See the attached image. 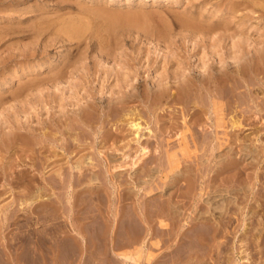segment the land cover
<instances>
[{"label":"rangeland","instance_id":"1","mask_svg":"<svg viewBox=\"0 0 264 264\" xmlns=\"http://www.w3.org/2000/svg\"><path fill=\"white\" fill-rule=\"evenodd\" d=\"M66 23L83 36L57 35ZM263 51L264 0H0V224L29 225L0 227V264H264ZM207 97L229 102L224 125ZM230 136L232 150L212 148Z\"/></svg>","mask_w":264,"mask_h":264},{"label":"bare ground","instance_id":"2","mask_svg":"<svg viewBox=\"0 0 264 264\" xmlns=\"http://www.w3.org/2000/svg\"><path fill=\"white\" fill-rule=\"evenodd\" d=\"M92 12H94V11H91V13H92ZM85 13H86V12H85ZM88 13H89V12H88ZM95 13H96V12H95ZM98 13H99V12H98ZM98 13H97V14H98ZM101 14H102V13H101ZM104 14H106V13H104ZM82 15H83V14H82ZM106 15H107V14H106ZM106 15H105V16H106ZM91 16H92V15H91ZM93 16H94V15H93ZM95 16H96V15H95ZM101 16H102V15H101ZM97 17H98V16H97ZM106 17H107V16H106ZM132 17H133V16H132ZM135 17H136V16H135ZM99 18H100V17H99ZM108 18H110V17H108ZM114 18H115V17H114ZM123 18H125V17H123ZM126 18H127V17H126ZM71 19H72V20H71ZM71 19H70V21H73V18H71ZM74 19H77V18H74ZM86 19H87V18H86ZM96 19H97V18H96ZM52 20H53V19H52ZM61 20H62V19H61ZM80 20H81V18L79 19V21H80ZM89 20H90V19H89ZM93 20H94V19H93ZM127 20H128V19H127ZM49 21H51V20H49ZM63 21H64V19H63ZM68 21H69V20H68ZM75 21H76V20H75ZM86 21L88 22V20H86ZM98 21L100 22V20H98ZM117 21H118V20H117ZM121 21H122V19H121ZM132 21H133V20H132ZM44 22H46V21H44ZM66 22H67V21H66ZM87 22H86V23H87ZM115 22H116V21H115ZM122 22L124 23V21H122ZM126 22H127V21L125 20V23H126ZM137 22H139V21L137 20ZM164 22H165V21H164ZM187 22H189V21H187ZM195 22H196V21H195ZM51 23H53V21H52ZM93 23H94V22H92V25H93ZM112 23L114 24V22H112ZM123 23H122V24H123ZM39 24H40V23H38V25H39ZM41 24H42V23H41ZM54 24H55V23H54ZM56 24H57V23H56ZM63 24L65 25L64 22H63ZM63 24H62V25H63ZM90 24H91V23H90ZM120 24H121V23H120ZM122 24H121L120 26H122ZM127 24H128V23H127ZM185 24H186V23H185ZM47 25H48V24H47ZM57 25H59V24H57ZM66 25H67V23H66ZM79 25H80V24H77V23H74V24L71 23V24L67 25L66 27L63 26L62 29L59 28V26H58V28H59L60 30H59L58 28H56V29L58 30V32H56V33H58L57 35H59L60 37H61V35L63 36V34H64V35H65L64 37H66V38L69 39V40H70V39H76V38H78V37L83 33V32H81L82 27H80ZM83 25H84V24H83ZM92 25L89 26V27L91 28ZM106 25H107V24H106ZM111 25H112V24H111ZM40 26H42V25H40ZM44 26H46V25L44 24ZM100 26H101V24H100ZM129 26H130V25H129ZM42 27H43V26H42ZM47 27H48V26H47ZM52 27H53V26H52ZM54 27H55V26H54ZM85 27H86V26H85ZM93 27H94V25H93ZM95 27H96V25H95ZM95 27H94V29H95ZM114 27H115V26H114ZM118 27H119V24H118ZM39 28H40V27H39ZM99 28H100V27H99ZM46 29H47V28H46ZM51 29H53V28H51ZM85 29H87V28H85ZM92 29H93V28H92ZM104 29H105V27H104ZM107 29H108V28H107ZM113 29H114V28H113ZM198 29H199V28H198ZM87 30H88V29H87ZM95 30H96V29H95ZM97 30H98V29H97ZM97 30H96V31H97ZM52 31H53V30H51V32H52ZM55 31H56V30H55ZM84 31H85V30H84ZM90 31H91V30H90ZM106 31H108V30H106ZM87 32H88V31H87ZM91 32H92V31H91ZM93 32H94V31H93ZM93 32H92V33H93ZM111 32H112V31H111ZM113 32H114V31H113ZM39 33H40V32H39ZM54 33H55V32H54ZM92 33H91V34H92ZM98 33H99V32H98ZM87 34H88V33H87ZM50 35H51V33H50ZM88 35H89V34H88ZM92 35H93V34H92ZM81 36H83V35H81ZM81 36H80V37H81ZM93 36H94V35H93ZM98 36H99V34H98ZM64 37H62V39H63ZM93 38H94V37H93ZM67 39H66V40H67ZM78 39H79V38H78ZM80 39H81V38H80ZM97 39H99V38H97ZM102 40H103V39H102ZM236 40H237V39H236ZM112 41H113V40H112ZM99 42H100V41H99ZM101 45H102V44H101ZM231 47H232V46H231ZM261 48H262V47H261ZM244 49H245V48H244ZM247 50H248V49H247ZM238 51H239V50H238ZM259 51H260V50H259ZM261 51H262V50H261ZM263 52H264V51H263ZM263 52H260V53H263ZM244 54L246 55V53H244ZM258 54H259V53H258ZM263 54H264V53H263ZM241 55H243V54H241ZM239 56H240V55H239ZM259 56L261 57L262 55L259 54ZM243 57H244V55H243ZM245 57H246V56H245ZM257 58H258V57H257ZM250 59L253 60L251 57H250ZM263 59H264V57H263ZM63 60H64V59H63ZM251 60H250V61H251ZM258 60L260 61V58H259ZM248 61H249V60H248ZM248 61H247V62H248ZM250 61H249V62H250ZM259 61H258V62H259ZM73 62H74V61H73ZM247 62H246V63H247ZM262 62H263V61H262ZM246 63H244V64L246 65ZM252 63H253V62H252ZM236 64H237V62H236ZM236 64H235V65H236ZM244 64H242L241 67H242ZM249 64H250V63H249ZM255 64H256V63H255ZM238 65L240 66V64H238ZM247 65H248V63H247ZM247 65H246V67H247ZM44 66H45V65H44ZM44 66H43V67H44ZM64 66H65V65H64ZM227 66H228V65H227ZM239 66H237L238 68H236V67H234V68H235V69H238L237 72H238L239 74H241V70H243V68H241V67H239ZM43 67H41V68H43ZM232 67H233V66H232ZM232 67H231V68H232ZM262 67H263V66H262ZM37 68H38V67H37ZM209 68H210V67H209ZM223 68H224V66H223ZM231 68H229L230 71H231ZM250 68H251V66H250ZM210 69H213V68H210ZM210 69H206V70L209 71L210 74H213V72L211 73ZM214 69H215V68H214ZM227 69H228V68H227ZM229 69H228V70H229ZM244 69H246V68H244ZM37 70H38V69H37ZM61 70H62V69H61ZM63 70H64V69H63ZM172 70H173V69H172ZM206 70H205V71H206ZM216 70H218V69H216ZM224 70H225V69H224ZM232 70L234 71V69H232ZM235 71H236V70H235ZM179 72H180V71H179ZM179 72H178V73H174V74H175V75L178 74L176 77H179V76H180L179 78H181V76H182L181 74H182V73L180 72V73H181V74H180ZM227 72H228V71H227ZM227 72H226V73H225V71H224V72H223V71H222V72L220 71V72H217V73L215 72L216 74H215L214 77H216L217 79L219 78V79H218V82H219L220 78H221V80H222V79H225L224 77H225V75H227ZM237 72H236V73H237ZM251 72H253V71H251ZM184 73H185V72H184ZM187 73H188V71H187ZM197 73H198L197 76H199V75L202 74V73L204 74V71H202V73L200 72V74H199V72H197ZM205 73H206V72H205ZM236 73H235V74H236ZM253 73H254V72H253ZM261 73H262V72H261ZM57 74H59V73H57ZM57 74L54 75V76H55L54 78H52L53 76L51 75V76H52V77H51V80H52L53 82H54L58 77L61 76V75L58 76ZM190 74L192 75V73H190ZM193 74H194V73H193ZM232 74L234 75V73H232V71H231V75H232ZM205 75H207V74H205ZM205 75L200 76V78L202 77L201 79H203V77H206ZM228 75H229V74H228ZM228 75H227V76H228ZM170 76H171V75H170ZM170 76H169V78H170ZM209 76H210V75H209ZM234 76H235V75H234ZM242 76H244V74H243ZM242 76H241V79L243 78ZM257 76H258V75H257ZM192 77H193V76H192ZM212 77H213V76H212ZM214 77H213L212 80L215 79ZM222 77H223V78H222ZM229 77H230V76H229ZM229 77H228V79H229ZM239 77H240V76H239ZM239 77H237V79H238ZM258 77H259V76H258ZM263 77H264V76H263V74H262V79H264ZM182 78H183V79H182ZM182 78H181L182 80L179 79V81H178V79H175V77H174V80H177V81H178V84H179V85L177 84V86L179 87V86H183V85H185V84H186V86H188V85L190 84V83H189V82H190L189 78H191L190 75L188 76V78H187V77H186V78L182 77ZM197 78H198V77H197ZM206 78H208V77H206ZM206 78H205V79H206ZM255 78H256V77H255ZM259 78L261 79V77H259ZM58 79H59V78H58ZM195 79H196V77H195ZM195 79H194V80H195ZM201 79H200V80L198 79V81H199L200 83H202V82H201ZM205 79H203V80H204L205 83H206V80H205ZM217 79H216V80H217ZM260 79H259V80H260ZM34 80H35V79H34ZM34 80H33V82H34ZM39 80H40V79H39ZM162 80H163V79H162ZM191 80H192V79H191ZM203 80H202V81H203ZM208 80H209V79H207V81H208ZM221 80H220V82H222ZM230 80H231V79H230ZM42 81H43V80H42ZM204 81H203V82H204ZM209 81L211 82V80H209ZM209 81H208L207 83L210 84V86H211V83H212L213 81H212L211 83H210ZM214 81H215V80H214ZM232 81H234V80H232ZM243 81H244V78H243ZM261 81H262V80H261ZM163 82H164V80H163ZM165 82H167V81H165ZM196 82H197V81H196ZM216 82H217V81H216ZM220 82H219V83H220ZM240 82H241V81H239V83H240ZM263 82H264V81H263ZM39 83H40V82H39ZM174 83L176 84V81H175ZM207 83H206V84H207ZM222 83H223V82H222ZM224 83H225V82H224ZM241 83H242V82H241ZM246 83H247V82H246ZM253 83H254V82H253ZM253 83L250 82L251 85H253ZM255 83H256V80H255ZM257 83H258V82H257ZM260 83H261V82H260ZM37 84H38V83H37ZM37 84H36V86H37ZM180 84H181V85H180ZM182 84H183V85H182ZM202 84H203V83H202ZM208 84H207V85H208ZM212 84L214 85V83H212ZM217 84H218V83H217ZM217 84H215V85H217ZM243 84H244V83H243ZM243 84H242V86H241V85H240V86L238 85L239 87H238V86H237V87H234V86H232V85H235V83H234V84H232L231 87H229V88H232V91H233V88L237 90V89H240V87H243V86L245 85V84H244V85H243ZM263 84H264V83H263ZM34 85H35V84H34ZM165 85H166V84H164V86H165ZM204 85H205V84H204ZM213 85H212V88H213ZM225 85L227 86L228 84H225ZM248 85H249V84H247V86H248ZM255 85H256V84H255ZM158 86H159V85H158ZM173 86H174V85H173ZM175 86H176V85H175ZM175 86H174V87H175ZM192 86H193V85H192ZM194 86H195V85H194ZM194 86H193V88H194L193 90L196 91V90H195L196 88H195ZM205 86H206V85H205ZM208 86H209V85H208ZM208 86H207V87H208ZM218 86H219V85H218ZM220 86H221V85H220ZM220 86L217 87V88H220ZM223 86H224V85H223ZM226 86H225V87H226ZM259 86L261 87V85H258V87H259ZM160 87H161V86H160ZM196 87H197L199 90H200L201 88H204V87H200V88H199L198 86H196ZM207 87H206V89H208ZM225 87H224V88H225ZM244 87H245V86H244ZM244 87H243V89H245L247 93H250L251 88L249 87V88H250V91L248 92V91H247V88H244ZM263 87H264V86H263ZM221 88H222V86H221ZM224 88H222V91L224 90ZM252 88H253V86H252ZM162 89H163V86H162ZM162 89L160 88V90H162ZM164 89H166V87H164ZM164 89H163V90H164ZM183 89H184V88H181L180 90H178V92L180 93V91L183 90ZM198 89H197V90H198ZM204 89H205V88H204ZM213 89H214V88H213ZM258 89H259V88H258ZM261 89H262V88H261ZM261 89H260V90H261ZM186 90H187V89H186ZM186 90L182 91V93H183V94L188 93L187 96L189 95L190 92L193 93V90H192V89H191L192 91L188 90V92H185ZM208 90H211V89H208ZM256 90H257V89H256ZM158 91H159V90H158ZM189 91H190V92H189ZM215 91H216V90H215ZM215 91H213V92H215ZM217 91L219 92L218 89H217ZM217 91H216V94H217ZM232 91H231V93H233ZM239 91H240V90H239ZM252 91H255V90L252 89ZM257 91H258V90H257ZM261 91H262V90H261ZM263 91H264V90H263ZM207 92H208V91H207ZM207 92H206V93H207ZM209 92H210V91H209ZM209 92H208V94H209ZM225 92H226V91H224V93H225ZM227 92H228V91H227ZM243 92H244V90H243ZM125 93H126V91H125ZM128 93H131V92H128ZM182 93H181V94H182ZM222 93H223V92H220L219 94H222ZM231 93H230V94H231ZM237 93H238V92H237ZM261 93H262V92H261ZM123 94H124V93H123ZM131 94H132V93H131ZM183 94H182V95H183ZM227 94H228V93H227ZM227 94H226V95H227ZM243 94H244V93H243ZM243 94L240 95V92H239L238 95H240V97H241V96H245V95H243ZM161 95H162V94H161ZM165 95H166V94H165ZM182 95H180V96L183 98ZM192 95H193V97H195L194 94H192ZM192 95H191V96H192ZM228 95H229V94H228ZM231 95H232V94H231ZM234 95H236L235 92H234ZM246 95H247V94H246ZM250 95H251V94H250ZM255 95H256V94H255ZM197 96H198V98H199V95H198V94L196 95V97H197ZM207 96H208V95H207ZM209 96H211V94H210ZM212 96H213V95H212ZM232 96H233V95H232ZM251 96H253V94H252ZM258 96H259V95H258ZM185 97H186V95H184V98H185ZM189 97H190V96H189ZM193 97H192V98H193ZM213 97H214V96H213ZM218 97H220V96L218 95ZM221 97H222V96H221ZM221 97H220L219 99H220L221 101H223L224 98L221 99ZM224 97H225V96H224ZM226 97H228V96H226ZM245 97H246V96H245ZM248 97H249V95L247 96V98H248ZM256 97H257V96H256ZM207 98H208V97H207ZM229 98H230V96H229ZM229 98H227L226 100L228 101ZM236 98H237V96H236ZM251 98L257 99V101H258V99H259V97H258V98H255V96L250 97V100H251V101H250V100H248V101H250V102H252V103L254 102V99H251ZM118 99H119V98H118ZM194 99H195V98H193V100H194ZM196 99H197V98H196ZM196 99H195V100H196ZM208 99H210V98H208ZM208 99H207V100H208ZM216 99H217V98H211V99H210V100H213V108H212L213 110L211 109V107L209 108V110L211 109V110H212L211 112H214V113L216 114V115H215L214 113H212V114H214L215 116H217V118H215L214 115H213L212 117H214L215 122H216V121H217V122H216V123H215V122H211V124H210L209 121H208L207 123H209L210 125H212V124L214 125V124H215V127H220V125L222 124V120H221V119H224L223 116H222V111H224V110H223L222 108L225 109V107H229L230 105L228 106L229 102H227V101L225 100V101L227 102V103H226V106L220 108V107H219L220 103L218 102L219 99H217V102L215 101ZM232 99H233V98H232ZM232 99H229V100H232ZM243 99H244V97H243ZM210 100H209V101H210ZM220 100H219V101H220ZM235 100H239V99H235ZM199 101L201 102L202 100L198 99L197 102L200 103ZM214 101H215V102H214ZM246 101H247V100H246ZM259 101H260V100H259ZM183 102H184V101H183ZM188 102L191 103V102H192V99H191V102H190V101H188ZM193 102H194V101H193ZM232 102H233V100L231 101V103H232ZM241 102L244 104V106L247 104L246 106H248V108L250 109V106L248 105V102H246V104H245L243 101H241ZM241 102H239V104H240ZM119 103H120V102H119ZM201 103H203V102H201ZM201 103H200V104H201ZM206 103H208V102H206ZM211 103H212V102H211ZM224 103H225V102H224ZM224 103H222V104L224 105ZM252 103H251V104H252ZM254 103H256V102H254ZM257 103H258V102H257ZM261 103H262V102H261ZM113 104H115V102H114ZM196 104H197V103H196ZM203 104H205V103H203ZM203 104H202L201 106H202V108H205L206 106L203 105ZM235 104H236V103H234V107H232L233 109L236 107ZM243 104H242L241 106H243ZM258 104H259V103H258ZM93 105H94V104H93ZM184 105H185V104H184ZM208 105H210V104H208ZM208 105H207V106H208ZM231 105H233V104H231ZM237 105H238V104H237ZM252 105H256V104H252ZM252 105H251V106H252ZM261 105H262V104H261ZM164 106H165V105H164ZM190 106H191V105H190ZM194 106H195V104H194ZM196 106H198V105H196ZM196 106H195V108H199V106H198V107H196ZM204 106H205V107H204ZM211 106H212V105H211ZM220 106H221V105H220ZM241 106L239 105V109H240ZM257 106H258V105H257ZM257 106H256V108H257ZM75 107H76V106H75ZM254 107H255V106H254ZM182 108H183V107H182ZM182 108H181V109H182ZM184 108H185V107H184ZM191 108H192V107H191ZM230 108H231V107H230ZM237 108H238V107H237ZM244 108H245V107H244ZM258 108H260V106H259ZM205 109H206V108H205ZM205 109H203V110L206 112L207 109H206V110H205ZM226 109H227V108H226ZM228 109H229V108H228ZM233 109H232V110H233ZM245 109H246V108H245ZM245 109H244V110H245ZM249 109H248L249 112L252 111V112H254V113H255V112L257 113V110H258V109H256V111H255L253 108H252L253 110H249ZM203 110H201V108H200V109H199V113H201V111H203ZM209 110H208V111H209ZM237 110H238V109H236V110L234 109V111H237ZM242 110H243V108H242ZM244 110H243V111H244ZM261 111H263V109H262ZM184 112H186V111H184ZM197 112H198V111H197ZM209 112H210V111H209ZM202 113H203V112H202ZM218 113H219V116H218ZM227 113L229 114V111H228ZM233 113H234V112H233ZM189 114H190V113H189ZM192 114H195V113L192 112ZM192 114H191V115H192ZM203 114H204V113H203ZM212 114L210 113V115H212ZM230 114H231V113H230ZM230 114H229V115H230ZM184 115H185V114H184ZM208 115H209V114H208ZM208 115L206 114V117H208ZM226 115H227V114H225V116H226ZM240 115H241V114H240ZM196 116H197V113H196ZM196 116L194 115V116H192V117L194 118V117H196ZM220 116H222V117H220ZM225 116H224V117H225ZM255 116H256V115H255ZM13 117H14V116H13ZM192 117H191V119H192ZM199 117H200V116H199ZM199 117H198V119H197V117H196L195 119L198 121V120L200 119ZM226 117H227V116H226ZM208 118H209V117H208ZM208 118H207V120H208ZM210 118H211V116H210ZM211 119H212V118H211ZM211 119H210V121L213 120V119H212V120H211ZM103 120H104V119H103ZM184 120H185V118H184ZM184 120H183V121H184ZM207 120H205V121H207ZM8 121H9V120H8ZM183 121H182V122H183ZM191 121H192V120H191ZM191 121H190V122H191ZM201 121H202V120H201ZM220 121H221V122H220ZM228 121L231 123L230 120H228ZM252 121H253V120H252ZM50 122H51V121H50ZM132 122H133V120H132ZM184 122H185V123H182L183 126H184V124L186 125V124L188 123V122L186 123V120H185ZM195 122H196V121H195ZM195 122H192V124H194ZM199 122H200V121H199ZM224 122H225V121H224ZM224 122H223V123H224ZM229 122L226 121V123H229ZM254 123H255V122H254ZM179 124H180V123H179ZM192 124H191V126H192ZM196 124L199 125L198 122H196ZM231 124H232V123H231ZM231 124H230V125H231ZM233 124H234V123H233ZM238 124H240V123H238ZM262 124H263V123H262ZM25 125H26V124H25ZM134 125H136V128L139 127V126H138V123H135ZM187 125H188V124H187ZM187 125H186L187 129L185 128L186 131L190 130V128H191V126H187ZM189 125H190V124H189ZM216 125H217V126H216ZM222 125H224V124H222ZM222 125H221V126H222ZM230 125H229V127H230ZM178 126H179V125H178ZM208 126H209V125H208ZM227 126H228V125H227ZM227 126H223V128H224V127H227ZM28 127H29V126H28ZM155 127H156V126H155ZM195 127H196V126H195ZM212 127L214 128V126H212ZM212 127H210V128H212ZM234 127H235V126H234ZM234 127H232V128H234ZM18 128L20 129V126H17V128H15V129H18ZM22 128H23V127H22ZM32 128H33V127H32ZM41 128H42V127H41ZM176 128H177V127H176ZM223 128H222V129H223ZM232 128H231V129H232ZM152 129H153V128H152ZM191 129H192V128H191ZM199 129H200V128H199ZM206 129H207V128H206ZM208 129H209V128H208ZM216 129H217V128H216ZM254 129H256V128H254ZM26 130L28 131L29 129L26 128ZM30 130H31V128H30ZM156 130H157V129H156ZM162 130H163V129H162ZM164 130H165V129H164ZM172 130H173V129H172ZM202 130H203V129H202ZM211 130H212V129H211ZM219 130H220V129H219ZM257 130H259V129H257ZM31 131H32V130H31ZM33 131H34V130H33ZM33 131H32V133H33ZM190 131H191V130H190ZM205 131H207V130H205ZM221 131H222V130H221ZM225 131H226V130H225ZM227 131H228V130H227ZM229 131H230V130H229ZM20 132H21V131H20ZM20 132H16L17 134H15V136L19 134V137H20V134H21ZM28 132H30V131H28ZM181 132H182V131H181ZM207 132H208V131H207ZM207 132H206V133H207ZM212 132H213V131H212ZM217 132H218V130L215 132V134H216ZM14 133H15V132H14ZM191 133H192V132H191ZM191 133H190V134H191ZM209 133H210V131H209L208 134H206V135H209V136H210V135L212 134V133H211V134H209ZM218 133H219V132H218ZM218 133H217V135L213 136L214 138H217V140L220 139V138H218V137H219V136H218ZM221 133H222V132H221ZM226 133H227V132H226ZM230 133H231V132H230ZM164 134H165V133H164ZM186 134H187V133H186ZM192 134H193V133H192ZM213 134H214V133H213ZM213 134H212V135H213ZM222 134H223V133H222ZM26 135H27L26 133H25L24 135L21 134V137H23V136L26 137V140H27L28 138L30 139V137H29L30 135H28V137H27ZM31 135H33V134H31ZM193 135H194V134H193ZM193 135H192V137L197 136V135H194V136H193ZM206 135H205V136H206ZM228 135H229V134H228ZM231 135H232V134H231ZM234 135H235V134H234ZM43 136H44V135H43ZM232 136H233V135H232ZM232 136L228 137L229 139H227V143H226V142L223 143V142H222V141H223L222 138H221V142H220V140H219V142H214V143H217L216 145H215L214 143L211 142V145L213 144V145H212V148H215L214 150H216V149H220V147L224 145L226 148L232 150V147H233L234 145L232 146L233 143H231V141H232L231 139L234 138V137H236V136H234V137H232ZM16 137H17V136H16ZM185 137H186L185 135H182V136L180 137L179 143H180V144L182 143L181 145H183L184 148H187V144H188V143H187V141L185 140ZM207 137H208V136H207ZM226 137H227V134H226ZM231 137H232V138H231ZM14 138H15V137H14ZM156 138H157V137H156ZM186 138H187V137H186ZM188 138H189V136H188ZM205 138H206V137H205ZM210 138H212V136H211ZM210 138L208 137V139H210ZM224 138H225V137H223V139H224ZM236 138H237V137H236ZM236 138H235V139H236ZM68 139H69V138H68ZM175 139H176V138H175ZM208 139H206V140H208ZM235 139H234V140H235ZM191 140H192L191 142H193V141H195L196 139H195V140L191 139ZM206 140H205V142L202 140V142H201V143H202V146H203V144L205 145L206 143L208 144L209 141H212V140H209V141L206 142ZM215 140H216V139H214V141H215ZM217 140H216V141H217ZM225 140H226V139H225ZM230 140H231V141H230ZM236 140H237V139H236ZM236 140H235V141H236ZM254 140H255V139H254ZM37 141H38V140H37ZM37 141H36V142H37ZM42 141H43V140L38 141L37 143L35 142V144H38L39 142L41 143ZM160 141H161V140H160ZM188 141H189V140H188ZM24 142H25V141H24ZM32 142H33V141H32ZM43 142L45 143V140H44ZM104 142H105V141H104ZM169 142H170V141H169ZM12 143H13V142H12ZM40 143H39V144H40ZM166 143H167V142H166ZM234 143H235V142H234ZM39 144H38V145H39ZM191 144H192V143H191ZM207 144H206V145H207ZM31 145H32V144H31ZM33 145H34V144H33ZM33 145H32V146H33ZM161 145H162V142H161ZM168 145H169V144H168ZM168 145H167V146H168ZM188 145H190V144H188ZM200 145H201V144H200ZM211 145H209V147H208V145H207V149L209 148V150H210ZM238 145H239V143H238ZM240 145H241V144H240ZM235 146H237L236 143H235ZM235 146H234V147H235ZM162 147H164L165 149H167L164 145H163ZM171 147H172V146H171ZM241 147H242V146H241ZM241 147H240V149H241ZM33 148H34V146L32 147V151H33ZM35 148H36V147H35ZM203 148H204V147H203ZM203 148H202V149H203ZM205 148H206V147H205ZM36 149H38V148H36ZM39 149H41V147H40ZM39 149L36 150V151H37V154H38V152H40ZM159 149H160V146H159ZM170 149H171V148H170ZM29 150H31V146H30ZM143 150H145V148H144ZM211 150H213V149H211ZM211 150H210V151H211ZM231 150H230V151H231ZM36 151H35V149H34V151H33V153H34L35 155H37V154L35 153ZM30 152H31V151H30ZM155 152H156V151H155ZM205 152H206V151H205ZM4 153H5V152H4ZM31 153H32V152H31ZM33 153H32V154H33ZM163 153H164V152H163ZM230 153H231V152H230ZM32 154H31V155H32ZM34 154H33V155H34ZM228 154H229V153H228ZM228 154H227V155H228ZM33 155H32V156H33ZM35 155H34V156H35ZM38 155H39V154H38ZM38 155H37V156H38ZM159 155H160V154H159ZM34 156H33V157H30V158L32 159V158H34ZM44 156H45V155H44ZM46 157H47V156H46ZM92 157H93V156H92ZM28 158H29V157H28ZM35 158H39V157H36V156H35ZM40 158H41V159H40ZM40 158L38 159V161H39V163H40V164H39L40 166H41V165L43 166L44 163H48V162H46V161H49L48 159H50V158H44L43 156L40 157ZM51 158H52V157H51ZM10 159H11V158H10ZM42 159H43V160H42ZM54 160H55V159H54ZM91 160H92V159H91ZM185 160H186V159H185ZM33 162H34V161H33ZM50 162H51V159H50L49 163H50ZM52 162H53V159H52ZM54 162H55V161H54ZM226 162L228 163L227 160H226ZM230 162H231V161H229V163H230ZM35 163H36V162H35ZM49 163H48V164H49ZM192 163H193V162H192ZM99 164H100V163H99ZM224 164H225V163H224ZM45 165H47V164H45ZM192 165H193V164H192ZM203 165H204V164H203ZM222 165H223V164H222ZM226 165H227V164H226ZM226 165H225V166H226ZM0 167H1V166H0ZM32 167H33V166H32ZM223 167H224V165L222 166V170H223ZM1 168H2V167H1ZM38 168H39V167H38ZM220 168H221V167H220ZM226 168H227V167H226ZM1 170H3V168H2ZM4 170H6V169H4ZM4 170H3V171H4ZM218 170H219V168H218ZM222 170H221V171H222ZM226 170H227V169H226ZM39 171H40V170H39ZM1 172H2V171H1ZM1 172H0V173H1ZM61 172H62V171H61ZM225 172H226V171H225ZM41 173H42V172H41ZM59 173H60V172H59ZM78 173H80V172H78ZM219 173H220V172H219ZM3 174L5 175L6 173L4 172V173H2V175H3ZM23 174H24V173H23ZM33 174H34V173H33ZM56 174H58V173H56ZM4 175H3V177H4ZM35 175H36V174H35ZM22 178H24V177H20L21 180L19 179V181L17 182V184H18V183L21 181L18 185H21V183L23 182V181H22ZM50 178H51V177H50ZM208 178H209V177H208ZM27 179H28V178H27ZM208 180H209V179H208ZM221 180H222V179H221ZM229 180H230V179H229ZM9 183H10V182H9ZM25 185H26V184H25ZM143 187H144V186H143ZM187 187H188V186H187ZM260 187H261V186H260ZM262 187H263V188H261V189L259 188V190H257V192H256L257 198H258V196H259V198H258V200H257L258 203H257V205H256V210H253V211H252V212H254V213H255V211H257L258 209H260L259 211H261V210L264 209V193H263V192H264V186H262ZM28 188H29V187H28ZM28 188H27V190L24 191V193L21 192L22 195L24 194L25 196H27V195L29 194V196H30L31 193L33 194V192H35V193L33 194L34 199H37V198H39V197L42 196V194H41V190L43 189V187H41V186H40V187H39V186H38V187H34L35 190H34L33 192L30 191V190H33V189H30V188H29V190H28ZM32 188H33V187H32ZM25 189H26V187H25ZM13 190H14V189H13ZM118 190H119V189H118ZM251 190H252V188H251ZM0 191L2 192V190H0ZM4 192H5V191H4ZM119 192H120V191H119ZM53 194H54V193H53ZM14 196H15V195H14ZM17 196H18V195H17ZM19 196H21V194H20ZM19 196H18V197H19ZM186 196H187V195H186ZM21 198H22V197H21ZM25 198H26V197H25ZM191 198H192V197H191ZM17 199H18V198H17ZM34 199H33V200H34ZM18 201H19V200H18ZM36 201H37V200H36ZM198 201H199V200H198ZM169 202H170V201H169ZM171 204H173V203H171ZM252 204H253V203H252ZM11 205H12V204H11ZM257 207H258V209H257ZM156 208H157V207H156ZM249 208H250V207H249ZM13 209H14V208H13ZM16 209H17V208H16ZM29 209H30V208H29ZM9 210H10V209H8V211H9ZM30 210H32L31 212H33V213L35 214V220H36V222L39 221L40 216H41V213H42V211H43L42 204H41L40 202H37L36 204H34V206L31 207ZM168 210H169V209H168ZM10 212H11V210H10ZM113 212H114V211H113ZM7 213H8V212H7ZM7 213H6V214H7ZM168 213H169V212H168ZM8 214H9V213H8ZM158 214H159V213H158ZM175 215H176V214H175ZM11 216H12V215H11ZM15 216H16V215H15ZM57 217H58V216H57ZM161 217H163V216H161ZM166 217H167V216H166ZM77 218H78V217H77ZM170 218H171V217H170ZM173 218H174V217H173ZM8 220H9V219H8ZM206 221H207V220H206ZM215 221H216V220H215ZM18 222H19V221H18ZM255 222H256V221H255ZM8 223H9V222H8ZM200 223H201V222H200ZM218 223H220V225H221L222 222H218ZM150 224H151V223H150ZM188 224H189V223H188ZM192 224H193V223H192ZM192 224H191V225H192ZM9 225H10V226L13 225V226H16V227H20V226H21V227H22V226L28 227V226H29L28 224H25V223H21V224H20V223H17V219H16L15 222H10ZM19 225H20V226H19ZM125 225H126V224H125ZM148 225H149V224H148ZM201 225H202V224H201ZM216 225H217V224H216ZM222 225H223V224H222ZM3 226H4V228H5V226L7 227L8 225H7L6 223H1V224H0V227H3ZM10 226H8V227H10ZM180 226H181V225H180ZM209 226H210V225H209ZM209 226H208V227H209ZM217 226H218V225H217ZM182 227H183V226H182ZM215 227H216V226H215ZM250 227H251V226H250ZM29 228H30V227H29ZM193 228H194V227H193ZM252 228H255V227H253V224H252ZM13 229H14V228H13ZM70 229H71V228H70ZM181 229H182V228H181ZM185 229H186V228H185ZM185 229H184V230H185ZM204 229H205V228H204ZM218 229H219V228H218ZM5 230H6V229H5ZM184 230H183V231H184ZM186 230H187V229H186ZM216 230H217V227H216ZM53 231H54V230H53ZM188 231H189V230H188ZM217 231H218V230H217ZM18 232H19V231H18ZM214 232H215V230H214ZM180 234H181V233H180ZM211 234H212V233H211ZM154 236H155V235H154ZM160 237H161V236H160ZM177 237H178V236H177ZM181 237H182V236H181ZM211 237H212V236H211ZM103 239H104V238H103ZM245 239H246V238H245ZM182 240H184V239H182ZM194 240H195V239H194ZM229 240H230V239H229ZM174 242H175V241H174ZM198 242H199V241H198ZM230 245H231V244H230ZM148 248H149V247H148ZM259 249H260V248H259ZM85 251H86V250H85ZM75 252H76V251H75ZM263 252H264V251H263ZM109 253H110V252H109ZM178 253H179V252H178ZM167 260H168V259H167ZM131 261H132V260H131ZM127 262H128V261H127ZM172 264H173V263H172Z\"/></svg>","mask_w":264,"mask_h":264}]
</instances>
